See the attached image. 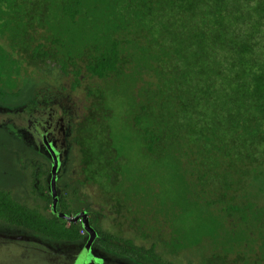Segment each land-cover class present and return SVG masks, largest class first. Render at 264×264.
Wrapping results in <instances>:
<instances>
[{"label":"trees","instance_id":"obj_1","mask_svg":"<svg viewBox=\"0 0 264 264\" xmlns=\"http://www.w3.org/2000/svg\"><path fill=\"white\" fill-rule=\"evenodd\" d=\"M0 2L8 8H0V39L18 57L0 49V101L12 84H31L21 78L23 63L57 66L73 89L89 78L88 114L71 124L79 158L64 165V157L55 174L78 171L83 180L75 179L70 204L79 205L77 190L92 182L120 217L129 214L122 225L138 235L113 237L86 218L89 207L73 210L65 199L52 211L53 193L44 191L53 164L25 143L28 124L19 134L0 129V219L54 249L84 244L85 225L63 218L78 217L90 230L86 244L94 241L114 264H179L168 259L187 250L199 264H264V0ZM250 23L248 34L242 27ZM30 86L20 113L40 98ZM26 150L49 162L44 173V165L32 168L44 187L26 192L30 207L11 188L22 180ZM133 154L142 160L138 180ZM255 241L257 250L245 252Z\"/></svg>","mask_w":264,"mask_h":264},{"label":"rangeland","instance_id":"obj_2","mask_svg":"<svg viewBox=\"0 0 264 264\" xmlns=\"http://www.w3.org/2000/svg\"><path fill=\"white\" fill-rule=\"evenodd\" d=\"M1 1V0H0ZM0 8L6 9L5 3L0 2ZM13 9H16V5L12 6ZM0 9V22L4 20V17L2 16V10ZM250 24H246L242 27V30L247 29L249 32L251 31ZM258 35L260 36L259 42L261 43L264 39V32L261 30V32H258ZM254 40H257V34H255ZM0 49L5 50L6 57L8 59H18V57L14 54L13 50L10 49L8 46H6L3 41L0 39ZM23 67L26 68V73L24 71H21V78H24V76H30L31 84L23 83L24 86H20V83H16V86L12 84L10 87L7 88L8 93H6L5 96L2 97L3 101H0V129H10L11 127H14L15 131L17 133L21 128H23L24 125H27L30 123L31 118L30 114H36L37 112H44L45 111V117L49 118V113H52V117H65L67 118V129L68 131L71 130V124H77L82 120V118L88 114V106L91 101V99L86 98V88L88 87V80L89 78H85L80 83V86H77L75 89L72 88L73 86V78L72 76L67 77L64 76L60 69L57 66H53L49 64L47 67H45L42 71L34 70L32 65H27L23 63ZM20 80V78H18ZM21 81V80H20ZM30 85H33L34 87V93H35V99L37 96L40 98L37 99L35 103L32 101L27 103L25 111L23 113H20L19 109H21V106L17 105L20 103V101L25 98V95H31L33 93L32 88ZM9 91L15 93L18 96H14V94H10ZM23 96V97H22ZM33 98V97H30ZM122 102V101H118ZM117 103V107L120 108L123 105ZM15 107V108H14ZM43 108V109H42ZM27 110V111H26ZM36 110V112H34ZM30 112V114H29ZM17 133L16 138H17ZM24 133V131H23ZM115 133L116 138L118 136H121L123 134V130L121 127H115ZM25 134L29 137L28 132L26 131ZM13 137V136H12ZM30 138V137H29ZM74 133L71 130L69 132L68 136L64 140V148H66V154L64 157H68L67 162L64 165H69L73 160L75 162V159L79 158V156H76L78 153V146L73 141ZM17 142H24V139L21 140V138L18 139ZM30 143V140L26 142V144ZM16 151H19V149L15 146ZM30 150V149H29ZM32 151V150H31ZM3 151L0 152V154ZM27 153L24 155L21 154V160L24 162L25 165V174L28 175L29 180L25 184L23 182V187L20 185H17L13 192L15 195L20 196L19 198L21 200V203L29 204L28 196L26 195V192L29 193L31 188H35L36 191L40 189V187H44V171H48L49 163L35 154L30 153L26 150ZM72 152V153H71ZM34 155L33 159L34 161L37 160L36 164H31L29 162V159L32 157L30 156ZM13 156V155H12ZM2 158V155H1ZM14 157H10V160H13ZM72 162V163H73ZM77 163V162H76ZM131 163L129 166V169L135 168V173L137 175H133V180H138L137 176H140V169L142 168V160L139 159L136 154H133L131 156ZM10 168H16L15 170H19L17 166H13L14 163L10 164ZM20 165H23L20 164ZM32 165V166H31ZM41 165V169L43 170V173L41 175L39 172L36 173V170L32 169L34 167ZM0 169H2V164H0ZM35 172V175L33 177H30V171ZM78 171L67 170L63 171L59 176H57L54 180V187L52 189L53 198H57L60 200H64V202L70 204L72 200V191L73 189H76L77 184L75 179L79 177ZM128 174H125L127 177ZM38 177V178H37ZM132 178V176H128L125 180L127 182L128 179ZM80 180H83V177H79ZM132 182V181H131ZM131 182L127 185H130ZM133 183V182H132ZM135 183V181H134ZM16 184V183H15ZM38 186V187H37ZM21 187V189H24V191H18V188ZM129 193V191H128ZM71 194V195H70ZM132 195V194H130ZM16 196V197H17ZM135 197H138V194H134ZM11 197H14L11 195ZM75 198H78L82 200L81 203L76 204L72 203L69 205L70 209L75 210V207L78 205V210L85 209L86 207H89L91 213L86 216V218L95 216L97 218L99 224L103 228V230L110 234L113 237H120L124 240L131 239L132 235H138L133 232V230L128 229L127 222L126 224H123V220L125 217L129 216L127 212L123 211V217H120L108 204H105L103 201V197L100 194L99 188H96V186L92 182H88L87 185H83L82 188L77 190L75 194ZM61 209H64L61 207ZM70 217H73L70 215ZM131 217V216H130ZM72 223L78 225L79 221H71ZM69 222V223H71ZM137 223V222H136ZM0 226L4 227L6 229V226L3 225L2 222H0ZM15 229V227H14ZM17 230V229H15ZM13 230V231H15ZM143 232H145V229H143ZM254 238V237H252ZM148 239L144 242L138 241L135 243L138 246H141L146 243ZM27 245V246H26ZM258 241L252 242V249L253 250H245V252H254L257 250ZM30 247H32L33 250H30ZM44 244L43 243H34V245L28 243V244H14V243H5L4 245L0 246V264H72L71 257L75 255V250H71L70 246L67 248H62L64 246L58 245V247L54 248L53 250L44 251ZM57 248H62V250H57ZM30 250V251H29ZM48 250V249H46ZM56 250V251H55ZM250 257H252V253H247ZM235 255H230V258H234ZM178 259V260H177ZM168 260L177 262L179 264H188V261H190L193 264H199V259L194 256V251L187 250L183 251L180 258L172 257ZM95 262V263H94ZM94 264L99 263L98 261H94ZM106 264H114V263H106Z\"/></svg>","mask_w":264,"mask_h":264},{"label":"flooded vegetation","instance_id":"obj_3","mask_svg":"<svg viewBox=\"0 0 264 264\" xmlns=\"http://www.w3.org/2000/svg\"><path fill=\"white\" fill-rule=\"evenodd\" d=\"M34 112H36V110ZM44 113L45 111L37 112L34 117H32L31 115V117L34 119H30V123L28 125L32 127L29 126L30 130L27 131L30 138L26 135L27 140L25 141V143L28 142V140H30V143L28 144L30 145L32 144L35 148L39 147L41 151L44 153L45 158L49 160L50 166L52 164L53 165L56 164V167H57V163L62 161L66 154V149L64 148L65 147L64 140L68 136L69 132H71V130L68 131L67 129L68 123H66L67 122L66 117L64 116L58 117V118L52 117V114H53L52 112V113H49L50 115L49 118H46L44 116L45 115ZM32 149L34 150V148ZM24 172L25 170H23V173L21 172L23 177H22L20 184L23 182H25L26 184L27 181L29 180L28 175H26ZM29 173H30V177H33L35 174V172L33 173L32 171H30ZM59 175H60V172L59 174L57 173V175L55 174L54 180ZM51 181H50V184L46 187L44 194H51V197H52V189L54 187L53 185L54 183L52 184ZM20 184L17 183L14 186L16 187L17 185H20ZM11 188L14 190L13 186ZM20 190L24 191V189H21V187H19L18 191ZM57 200L58 199H56V202ZM78 221L80 222L78 224L79 226L85 225L84 223H82V219H78ZM0 222H2L3 225L6 226V229L0 226V246L4 245L5 243H14L16 245L19 243H22V244L30 243L34 245V243L40 242V243H43L44 246L46 247V248L44 247L45 248L44 251H49V250L54 251V249L50 245L45 244L39 237L24 233V232H20V229L17 226H14V225L8 226V222L5 220L0 219ZM14 227L17 230H15ZM86 231L87 230L84 229L79 232L81 235L84 236L83 245L78 246V245L72 244V245H64V247H62V248H67L70 246L71 250H75V255L71 257L72 264H94L95 263L94 261H98L99 263L97 264L111 263L110 261H108L106 258L103 257L102 252L101 253L99 252V249L95 246L94 241L92 243L86 244L89 238ZM62 248H57V250L58 251L62 250ZM30 250H33L32 247H30Z\"/></svg>","mask_w":264,"mask_h":264},{"label":"water","instance_id":"obj_4","mask_svg":"<svg viewBox=\"0 0 264 264\" xmlns=\"http://www.w3.org/2000/svg\"><path fill=\"white\" fill-rule=\"evenodd\" d=\"M55 168H56V164L53 165V170H52V176H53V177H52V179H51V180H52V181H51L52 184L54 183ZM56 199H57V198H55V197L53 198V204H52V211H53V212H55V210H56V209H55V208H56ZM59 215H60V214H59ZM63 218H67V219L69 220V222H71V221H73V222H74V221H78V219H79L78 217H66V216H63ZM84 223H85V227H86V229H88V231H90V230H89V227H88V224H87L86 222H84Z\"/></svg>","mask_w":264,"mask_h":264}]
</instances>
